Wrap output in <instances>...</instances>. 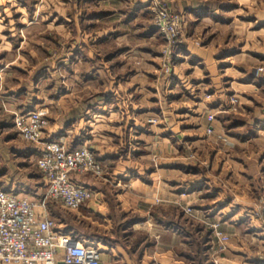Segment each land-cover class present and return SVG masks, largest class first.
<instances>
[{
    "label": "crops",
    "instance_id": "obj_1",
    "mask_svg": "<svg viewBox=\"0 0 264 264\" xmlns=\"http://www.w3.org/2000/svg\"><path fill=\"white\" fill-rule=\"evenodd\" d=\"M168 1L183 17L172 76L159 75L163 67L156 57L163 35L149 18L145 0H90L84 9L95 12L83 25L103 29L93 31L95 40L99 48L111 44L110 55L100 53V62L90 67L92 54L78 51L79 71L73 68L70 75L83 76L79 86L46 89V98L19 102L23 108L48 105L44 139L62 138L69 148L87 145L109 166L107 180L74 175L93 188V197L68 219L52 215L75 227L69 230L81 240L97 245L102 264H264L262 224L251 214L264 203V130L257 129L264 115L254 111L244 120L246 130L235 132L234 164L226 158L232 149L209 146L229 136L222 121L207 119L224 106L220 61L225 59L220 56L226 50L213 39V45H203L195 34L204 22L227 28L231 9L216 4L220 0ZM251 17L255 32L262 33L263 17ZM156 42L159 48L150 46ZM102 72L110 75L111 91L92 96ZM207 92H213L211 101H204ZM188 108L193 113L187 118ZM209 126L213 132L206 134ZM28 143L16 151L36 164L38 147ZM204 143L209 150L199 149ZM206 162L210 165L199 164ZM31 198L39 201L40 196L33 192ZM216 225L229 236L224 247L215 236Z\"/></svg>",
    "mask_w": 264,
    "mask_h": 264
},
{
    "label": "rangeland",
    "instance_id": "obj_2",
    "mask_svg": "<svg viewBox=\"0 0 264 264\" xmlns=\"http://www.w3.org/2000/svg\"><path fill=\"white\" fill-rule=\"evenodd\" d=\"M88 2L90 0H0V188L2 189L20 193L22 196L28 194L29 198L33 192H37L38 196L43 193L44 180L40 169L32 159H29L28 155L16 151V148L27 141L17 137L14 118L17 114L28 110L46 108V128L49 107L47 104H40L36 107L33 102V107L23 108V104L29 103L33 98L35 100L46 98L48 89L60 91L68 86H79L83 76L70 75L73 68L79 71L81 62L79 58L74 59L78 51L87 50V54H92L88 65L90 67L100 62L97 55L101 53L100 55L105 57L112 52L113 46L109 43H103L101 48L97 47L99 44L97 45L96 34L93 31L100 33L103 29H93L92 25H83L87 23L90 14L95 12L94 9H92L93 12L84 9ZM145 2L148 3L147 0ZM163 2L168 5L170 11L181 15L171 7L168 0H163ZM219 3L220 5L225 3L221 8L231 9L226 12V16L233 19L229 22V26L227 28L219 25L210 26L209 22H204L200 24L199 31L195 35L203 45H209L211 43L209 41L213 39L216 46L220 42L226 50L220 56L225 59L220 61L222 68L220 74L226 82L224 91L221 93L225 98L222 101L224 106L219 108L215 117L226 125L228 133H225L229 136L223 144L215 140V144L209 146L232 149L233 152L231 155L227 153L226 158L234 164L237 160L232 154L238 151L235 132L246 130L243 127L244 120L248 119L254 111L259 115H264V27L262 33L255 32L256 24L251 17L256 13L264 19V0H220L218 3L216 1V4L219 5ZM240 4L242 10L237 9ZM80 5L83 8L81 10ZM148 12L149 18L155 24L153 14L149 9ZM75 22L78 24L76 25ZM163 39L160 54L156 55V59L161 61L163 67V69L160 68L159 75L172 76L174 62L177 58L173 61L165 58L164 50L167 42L164 37ZM153 45L159 48L158 42L150 44L154 47ZM89 46L92 50L88 48ZM93 50L96 54L92 53ZM84 61L83 57L82 62ZM168 62L171 64L169 70H167ZM247 69L249 71L245 72ZM252 73L256 76L254 77ZM253 78L256 80L254 81ZM109 79L110 75L102 72L101 79L94 83L96 88L90 90V95L94 96L98 91H102L104 95V91H111ZM247 83L252 85L249 86ZM212 93H205L204 101H211ZM233 93L238 95V104L234 110L225 111V102ZM17 102L24 103H19L20 107H16ZM192 111V108H188L186 112L189 115L185 116L188 118L193 113ZM257 129L264 130V124H259ZM224 137L227 136L224 135ZM187 144L193 146L191 142ZM29 145L35 146L36 144L30 143ZM252 145L254 147V142ZM256 146L260 144L257 143ZM203 147H205L204 150H209L207 144L204 143L202 147L200 145L199 149L203 150ZM199 164L204 167L210 165L209 162ZM14 178H17L16 184L13 183ZM32 182L37 183L32 186ZM40 190L41 193H38ZM32 200L39 205L37 200ZM263 205L264 203H258V208ZM49 208L51 214L58 217L63 216L68 219L72 215L71 211L63 209L53 201H49ZM251 214L253 216V211ZM257 219L262 224V220ZM57 220L60 229L75 228L60 223L62 221L59 222V218Z\"/></svg>",
    "mask_w": 264,
    "mask_h": 264
},
{
    "label": "built area",
    "instance_id": "obj_3",
    "mask_svg": "<svg viewBox=\"0 0 264 264\" xmlns=\"http://www.w3.org/2000/svg\"><path fill=\"white\" fill-rule=\"evenodd\" d=\"M147 1L155 26L167 42L165 58L173 61L181 49L183 18L170 11L163 0ZM170 66L168 62L167 70ZM238 100L237 93L230 95L225 111L234 110ZM45 112L46 108L28 110L14 118V128L19 137L38 147L35 163L42 173L44 184L39 205L27 195L0 188V264H102L101 250L97 245L81 240L69 230L60 229L57 218L49 211V201L68 211L79 210L93 197L94 190L75 181L74 175L107 180L109 166L98 160L87 145L69 148L62 138L44 139ZM207 119L214 121L215 113H209ZM206 132L211 134L213 128L207 127ZM223 140L227 141V137ZM185 211L191 213L192 207H186ZM253 216L262 220L264 234L263 208L255 209ZM214 230L224 247L229 236L221 232L217 225Z\"/></svg>",
    "mask_w": 264,
    "mask_h": 264
},
{
    "label": "trees",
    "instance_id": "obj_4",
    "mask_svg": "<svg viewBox=\"0 0 264 264\" xmlns=\"http://www.w3.org/2000/svg\"><path fill=\"white\" fill-rule=\"evenodd\" d=\"M222 119H225V118H222ZM96 155V154H95ZM96 158L98 159V160H100V158H98L97 156H96Z\"/></svg>",
    "mask_w": 264,
    "mask_h": 264
}]
</instances>
